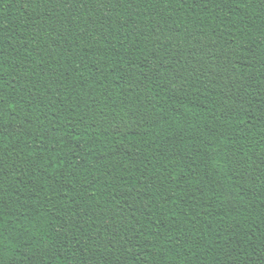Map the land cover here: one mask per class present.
<instances>
[{
	"label": "trees",
	"instance_id": "16d2710c",
	"mask_svg": "<svg viewBox=\"0 0 264 264\" xmlns=\"http://www.w3.org/2000/svg\"><path fill=\"white\" fill-rule=\"evenodd\" d=\"M0 264H264V0H0Z\"/></svg>",
	"mask_w": 264,
	"mask_h": 264
}]
</instances>
